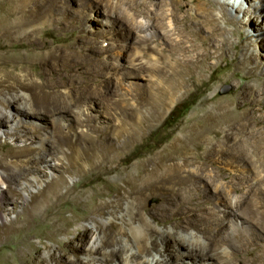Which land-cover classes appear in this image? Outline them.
I'll return each instance as SVG.
<instances>
[{
  "label": "bare ground",
  "instance_id": "1",
  "mask_svg": "<svg viewBox=\"0 0 264 264\" xmlns=\"http://www.w3.org/2000/svg\"><path fill=\"white\" fill-rule=\"evenodd\" d=\"M237 1L168 0L157 5L155 0H128L127 29L139 47L126 53L125 66L158 77L155 90L161 105H167L169 97L168 103L172 104L183 91L190 92L186 89L188 82L197 87L208 69L219 67L218 59L225 58L230 46L236 52L239 49L240 41L231 43L224 35L225 28L213 16L215 7L225 24L232 26L233 35L248 42L242 58L234 55L230 62L235 74L245 79L235 88L234 96L225 102L215 97L204 101L201 116L194 115L187 121L188 127H182L181 135L175 136L168 150L142 157L129 172L119 167L125 160L121 155L93 152L90 145L79 149L66 142L65 135L73 130L70 123L63 122L68 103L60 98L46 103L38 86L18 72L33 67L32 57L0 52V136L12 132L14 142L0 155V264H170L173 254L168 252L169 246H173L179 264H244L239 262L243 256H261V245L244 217L257 221L261 212L256 197L264 194V72H257L262 64L260 55L250 54L257 47L264 49V0H259L260 6L240 0L236 7ZM164 3L167 10L163 9ZM185 3L198 11L195 19L184 13ZM243 3L247 4L243 10L257 13L255 24L245 22L249 34L237 27L244 21L225 9L230 5L241 12ZM141 5H146L143 11L138 9ZM33 15L24 10L0 11V38L10 35L13 28L24 27V38L39 30L26 22H8L12 18L28 20ZM203 29H207L206 35ZM258 35L261 37L255 46L251 37ZM157 36L164 40L157 44L158 52L145 57L143 44L156 42ZM246 66L248 72L241 74L239 71ZM51 111L60 113L49 123L45 115ZM258 111L263 115H256ZM91 120V112H86L77 124ZM7 123L6 130H2ZM200 141L206 145L202 153L187 151L189 144L198 146ZM218 158L241 164L239 173L216 181L222 174L221 166L213 168ZM51 160L56 162L52 164ZM115 162V167L108 166ZM73 163L78 164L77 170ZM44 169L52 177L34 192L32 188L39 183ZM100 170L117 171V181L104 183L106 188L109 185L108 190L96 188L87 198L81 197L83 192L76 193V187L86 183L85 178L88 182L100 180ZM75 171L82 179L67 186L64 173ZM21 176L23 179L18 181ZM167 179L175 185L165 190L161 183ZM61 187L65 190L60 191ZM211 190L216 201L208 194ZM222 192L229 196L226 206L221 203ZM152 196L158 197L157 202L147 203ZM67 197L82 207L83 219L91 227L76 230L62 241L50 236L55 247L46 246L41 255L33 257L30 252L37 247L29 239L34 225L51 226L56 234L69 232L60 214ZM102 197L114 198L101 203L98 199ZM17 199H21L20 210L8 205L16 204ZM151 221L170 227L158 231ZM155 234L157 239L153 238ZM1 247L13 253L3 255ZM180 247L186 250L180 251ZM17 251L18 260L14 257ZM67 254L75 259H68Z\"/></svg>",
  "mask_w": 264,
  "mask_h": 264
},
{
  "label": "rangeland",
  "instance_id": "2",
  "mask_svg": "<svg viewBox=\"0 0 264 264\" xmlns=\"http://www.w3.org/2000/svg\"><path fill=\"white\" fill-rule=\"evenodd\" d=\"M162 1L167 3L168 0H155L157 5H161ZM224 1L221 0V2ZM227 1L231 3L233 0ZM241 2L238 0L235 2V6H240ZM248 3L260 6L259 0H248ZM127 5L128 0H0L1 12L4 10H24L34 14L28 20L23 21L12 18L8 21L10 24L26 22L29 26L40 27L39 30H34L26 38L22 37L24 27L11 29L10 35L0 38V52L5 51L10 55L20 57H32L33 67L27 70L18 69V72L26 74L28 80L38 86V92L41 91L44 94L43 100L46 103L50 100L52 102L56 98L68 103L69 110L65 111L66 118H63V122L65 124L70 123L73 130L65 135L66 142H72L79 149L90 145L93 152L94 150L95 152L99 150L101 152L108 151L123 156L125 160L119 164V167H125V172L134 170V165L142 157L168 150L175 136L181 135L182 127H188L187 121L194 115L201 116L204 101L215 97L218 102H225L234 96L235 88L242 86L245 79L235 74L230 62L234 59V55L236 58H242L248 48V42L233 35L232 26L225 24L220 17L219 8L215 7L213 16L218 19L221 27L225 28L224 35L229 37L231 43H239L240 41L239 49L236 52L230 46L228 52L225 51L226 53H224L225 58L218 59L219 67L215 70L208 69L197 87L188 82L186 89L191 90L190 92L181 89L182 95L172 104L168 103L169 97L167 105H161L158 97L156 98L157 92L155 90L158 77L155 74L149 76L145 72L139 73L137 70H129L130 68L125 66L126 53L134 51L135 47H139L132 38L134 34L127 29L125 9ZM241 6V12L232 9L230 5L225 6V9L231 16H236L244 21L243 23L239 22L237 27L244 34H249V26L245 22L255 24L257 13H251L254 12L251 10H243L247 7L246 3L241 4ZM145 7L146 5H141L138 9L143 11ZM193 7L194 5L185 3L184 13L188 14L191 19H195L196 12L198 13ZM163 9L167 10L165 3ZM181 13L183 12L180 11ZM167 22L166 19V28L168 27ZM203 34H207V29H203ZM157 37L156 42L149 41L147 44H143L146 52L145 57L155 55L158 52L157 46L164 40L162 36ZM260 37L259 35L251 37L255 46ZM250 54L260 55L259 61L262 64L257 72H264L262 69L264 67V49L257 47ZM213 62L212 60L211 63ZM239 72L241 74L247 73L248 67L246 66ZM86 112H91V122L87 121L78 125V120L83 119ZM57 113L60 112L51 111L47 113L45 121L51 123L58 116ZM256 115L263 114L258 111ZM31 122L33 123L32 120ZM5 125L2 130H6L9 124ZM11 133L8 132L7 135L2 134L0 136V155L5 154L14 145ZM4 144L7 147L3 146ZM205 146L203 141H200L198 146L189 144L187 151L202 153ZM55 162L51 160L52 164ZM72 165L75 170L79 167L78 164L77 166L74 163ZM115 165L116 162L108 164L110 167H115ZM240 166L241 164L227 163L218 158L213 163V168L220 167L222 174L216 177V181L222 180V176L234 174L240 169ZM43 168L40 166V169L43 170ZM44 171L45 173H41L40 181L32 188V191L35 192L40 185H43L44 180L52 177L51 173H47L45 169ZM205 173L207 177H210L209 170H206ZM98 174L100 180L88 182L85 178L86 183L77 186L76 193L83 192L81 197L87 198L92 195V191L96 188L108 190L109 185L118 179L117 171L105 173L100 170ZM64 176L67 186H73L82 179L77 171L71 174L64 173ZM22 179L23 176L18 178V181ZM167 180L161 183L165 190L175 185L172 179ZM224 182L226 184V181ZM104 183L109 184L107 188ZM261 187L263 189L264 185ZM64 190V187L60 188V191ZM212 191L208 194L216 201V196ZM241 192H246V190L242 189ZM113 198L102 197L98 201L104 203ZM157 200V196H152L147 203L157 202ZM221 201L225 206L229 204L227 192L221 193ZM256 204L260 205L261 212L257 215V221L244 218L246 224L248 223L255 234L256 241L261 245L262 252L258 253L261 255L258 258L243 256L239 262L244 264H264V247L262 248L264 246V194L256 197ZM8 205L10 207L14 205L16 210H20L21 199H17L16 204L9 203ZM60 208L61 222L68 226L69 232H57L56 234L51 226L34 225L31 230L32 236L29 239L37 247V250L30 252L33 257L41 255L46 246L55 247L56 243L52 241L50 236L62 241L76 230L84 229L86 226L91 227L88 221L83 219L84 210L77 205L72 197L63 199ZM11 216H14V213ZM151 224L158 231L167 230L170 227L169 225H158L152 221ZM113 232L114 229L111 230L112 234ZM153 238L157 239V235L155 234ZM171 243L173 244V240ZM158 249L162 250L160 246ZM168 249V252L173 254L170 264H179L177 257L175 260L173 246H169ZM179 249L180 251L186 250L185 247ZM9 250L1 247L3 255L6 252L8 254L5 256L13 253L12 250ZM14 254L18 260L20 255L18 251ZM66 257L70 260L75 259L72 254H67ZM206 262L208 263L209 260Z\"/></svg>",
  "mask_w": 264,
  "mask_h": 264
}]
</instances>
